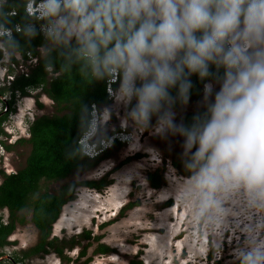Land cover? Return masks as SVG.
Wrapping results in <instances>:
<instances>
[{
    "label": "clouds",
    "instance_id": "1",
    "mask_svg": "<svg viewBox=\"0 0 264 264\" xmlns=\"http://www.w3.org/2000/svg\"><path fill=\"white\" fill-rule=\"evenodd\" d=\"M22 19L26 41L42 39L47 67L107 85L136 143L148 130L182 138L184 194L206 224L219 228L229 194L243 195V264H264V0H25ZM0 34L18 47L3 25ZM193 76L203 84L199 109L177 123ZM93 118L78 138L87 156L127 142L119 131L97 137L104 123Z\"/></svg>",
    "mask_w": 264,
    "mask_h": 264
},
{
    "label": "rangeland",
    "instance_id": "2",
    "mask_svg": "<svg viewBox=\"0 0 264 264\" xmlns=\"http://www.w3.org/2000/svg\"><path fill=\"white\" fill-rule=\"evenodd\" d=\"M0 48V87H5L0 93V113L6 112L0 121L1 180V172L14 171L24 163L29 143L18 139L27 137L28 122L36 115L59 111L39 86L28 87L23 95L15 91L10 104L12 109H8L7 101L11 96L6 87L5 72L17 74L19 70L9 65L10 53L2 47L1 41ZM38 49L40 52L43 50L41 46ZM24 66L28 70V66ZM202 96L203 84L199 95L191 97L186 107L177 106V123L185 112L199 109ZM108 98L106 106L116 112V115L111 114L110 122L119 121L120 133L125 134L123 137L127 142H113L87 169L73 170L60 179H41L38 183L37 191H54L70 180H98L103 176L108 179L100 189L76 186L74 197L61 206L51 224L50 236L65 240V244L70 240L76 242L70 248L64 246L63 254L70 259L75 258L78 248L85 245L84 255L77 260L89 257L87 264H129L133 259L139 260V264H243L241 250L247 246L244 229L249 212L243 195L229 194L224 204L226 218L219 228L206 224L197 215L195 201L184 194L188 175L183 173L182 167V138H161L148 130L139 136L136 143L133 128L129 127L126 132L122 130L124 109L112 95ZM91 113H96L99 120L106 111L100 106ZM107 127L101 125L97 137L108 135ZM129 145L134 146L129 148ZM155 168L164 181L158 187L150 186L146 179V173ZM29 211L28 207L21 211L26 221L16 225L7 236L9 243L0 248V264H12L11 256L35 242L37 230L28 220ZM6 212V209L0 210V213ZM84 230L89 231L88 236ZM93 235L98 237L93 239ZM99 242L108 246L107 252H98ZM72 263V260L58 256L52 250L15 262Z\"/></svg>",
    "mask_w": 264,
    "mask_h": 264
},
{
    "label": "trees",
    "instance_id": "3",
    "mask_svg": "<svg viewBox=\"0 0 264 264\" xmlns=\"http://www.w3.org/2000/svg\"><path fill=\"white\" fill-rule=\"evenodd\" d=\"M24 3L25 0H8L5 16L0 17V25L11 27V36L19 42L18 47H12L8 43V36L0 35L2 47L10 53L11 60H15L12 54L14 51L19 52L22 57H25L26 52L36 56V62L29 66L26 72L14 74L6 86L11 96L7 101L8 109H12L10 104L15 91L23 95L26 94L28 87L39 86L52 100L59 112L39 114L28 122L27 137L18 139L19 141L26 140L29 143V150L23 165L8 173L1 172L0 208H6L7 220L5 223L0 222V248L9 243L7 236L16 225L26 221L21 211L28 207L30 210L28 220L37 230L36 240L32 245L20 249L11 256L12 262L52 250L58 256L72 260V264H87L89 257L77 260L84 255L85 245L78 248L75 258L66 257L62 252L63 247L70 248L76 242L70 240L65 244V240L60 241L55 235L50 236V227L58 216L61 206L74 197L76 186L85 185L100 189L108 182V179L103 176L98 180H70L62 183L54 191L45 189L37 191V189L41 179L63 178L73 170L91 167L100 157L97 155L95 158H90L83 153L78 138L88 126L92 106H98L109 100L106 91L107 85L104 82L88 83L75 72L72 74L62 73L58 65L55 69L47 67L44 51L40 52L38 49L43 43L42 39L37 37L28 43L23 37ZM15 24L19 25L18 30L14 29ZM192 81L191 97H196L201 91L202 83L196 76L192 77ZM4 89L5 87L1 86L0 93ZM197 110L184 113L181 116V121L189 123L193 113ZM5 115L6 112L0 113V121L4 119ZM172 164L176 165L174 161ZM157 171L158 169L155 168L146 173V179L152 187H158L164 183L161 174ZM183 173L189 175L184 169ZM84 232L85 235H89L88 230H84ZM97 237V235H93V239ZM97 250L98 252H107L108 246L99 242ZM0 254H2L1 250ZM139 263V260L129 261V264Z\"/></svg>",
    "mask_w": 264,
    "mask_h": 264
},
{
    "label": "built area",
    "instance_id": "4",
    "mask_svg": "<svg viewBox=\"0 0 264 264\" xmlns=\"http://www.w3.org/2000/svg\"><path fill=\"white\" fill-rule=\"evenodd\" d=\"M25 4V3H24ZM6 27L8 30H10V33L12 31L11 27L8 26H4ZM14 29L18 30L19 29V25L15 24L14 25ZM0 35H6V34H0ZM7 36V35H6ZM15 60H10L9 65L12 68H18L19 72H26V67L24 66L25 64L29 67L32 66L35 62H36V56L35 55H31L29 52H26L25 57H22L21 54L17 51L12 52ZM26 61V62H25ZM22 62H25V64H23ZM5 74L7 75V82L9 83L10 80L13 78L14 74L11 72H5ZM89 124L92 125L93 121H89ZM2 209H6L5 207L0 208V210ZM7 220V212L6 213H0V222L5 223ZM12 262V261H11ZM16 262V261H15ZM15 262H12V264H15Z\"/></svg>",
    "mask_w": 264,
    "mask_h": 264
},
{
    "label": "flooded vegetation",
    "instance_id": "5",
    "mask_svg": "<svg viewBox=\"0 0 264 264\" xmlns=\"http://www.w3.org/2000/svg\"><path fill=\"white\" fill-rule=\"evenodd\" d=\"M109 96V95H108ZM110 97V96H109ZM106 104H107V102L106 103H100L98 106H96L97 108H99L100 106L101 107H103L104 109H105V111H106V116L104 117L103 115H102V117H104V118H101L100 117V119H102L101 121L104 123L103 125H104V127H105V125H108V134L109 133H111V132H115V131H119V132H121L120 131V123H119V121H116V119L114 120V121H112V122H110L111 121V119L110 118H108L109 117V115L111 116V114L112 113H114V115H116V112L115 111H111V109L110 108H108L107 106H106ZM186 113V112H185ZM99 115H101V111L99 110ZM181 122V121H180ZM110 125V126H109ZM119 144V143H118ZM114 145H117L116 143L114 144ZM172 163V162H171ZM233 247H236L235 245H233Z\"/></svg>",
    "mask_w": 264,
    "mask_h": 264
},
{
    "label": "bare ground",
    "instance_id": "6",
    "mask_svg": "<svg viewBox=\"0 0 264 264\" xmlns=\"http://www.w3.org/2000/svg\"><path fill=\"white\" fill-rule=\"evenodd\" d=\"M105 115V114H104ZM105 117V116H104Z\"/></svg>",
    "mask_w": 264,
    "mask_h": 264
},
{
    "label": "water",
    "instance_id": "7",
    "mask_svg": "<svg viewBox=\"0 0 264 264\" xmlns=\"http://www.w3.org/2000/svg\"><path fill=\"white\" fill-rule=\"evenodd\" d=\"M1 257V256H0Z\"/></svg>",
    "mask_w": 264,
    "mask_h": 264
}]
</instances>
